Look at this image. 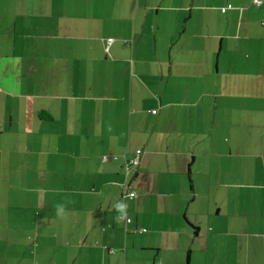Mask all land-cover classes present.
Here are the masks:
<instances>
[{
	"label": "crops",
	"instance_id": "crops-1",
	"mask_svg": "<svg viewBox=\"0 0 264 264\" xmlns=\"http://www.w3.org/2000/svg\"><path fill=\"white\" fill-rule=\"evenodd\" d=\"M262 21L264 0H0V264H264Z\"/></svg>",
	"mask_w": 264,
	"mask_h": 264
},
{
	"label": "built area",
	"instance_id": "built-area-1",
	"mask_svg": "<svg viewBox=\"0 0 264 264\" xmlns=\"http://www.w3.org/2000/svg\"><path fill=\"white\" fill-rule=\"evenodd\" d=\"M260 2H261V0H253V3H255V4H259ZM261 24L264 25V21H262ZM111 40L112 39H107V42H109ZM140 153H141L140 150H136L134 157H132L130 160L125 161L124 166H125L126 172L129 170V168L138 164ZM105 159H107V156L102 155L101 160L104 161ZM113 159H117V156L114 155ZM119 186L121 189L120 191L124 197H128V198L136 197L135 191L133 189H131V186L128 183L122 182L119 184ZM123 219L125 222H128L129 220H131L128 217H124Z\"/></svg>",
	"mask_w": 264,
	"mask_h": 264
},
{
	"label": "clouds",
	"instance_id": "clouds-1",
	"mask_svg": "<svg viewBox=\"0 0 264 264\" xmlns=\"http://www.w3.org/2000/svg\"><path fill=\"white\" fill-rule=\"evenodd\" d=\"M113 208H115L118 213V218H124L127 215V204L117 201L114 205H112ZM56 215L62 217L65 213L64 205L63 204H57L55 206Z\"/></svg>",
	"mask_w": 264,
	"mask_h": 264
},
{
	"label": "rangeland",
	"instance_id": "rangeland-1",
	"mask_svg": "<svg viewBox=\"0 0 264 264\" xmlns=\"http://www.w3.org/2000/svg\"><path fill=\"white\" fill-rule=\"evenodd\" d=\"M219 12H216V10H214V11H212L211 13H209V15L211 16V17H213V18H218V16H220L219 14H218ZM187 33H188V30H187ZM215 41V40H214ZM200 42V41H199ZM197 43V44H195V41L192 43V47H195L196 45H198V46H200L201 44L200 43ZM215 43L218 45V43H219V41H215V42H213V47L215 46ZM16 92V91H15ZM114 156V155H113ZM113 156H112V158H113ZM105 161V160H104ZM78 198V197H77ZM126 203H129V201H127ZM77 213H79V211H77Z\"/></svg>",
	"mask_w": 264,
	"mask_h": 264
},
{
	"label": "trees",
	"instance_id": "trees-1",
	"mask_svg": "<svg viewBox=\"0 0 264 264\" xmlns=\"http://www.w3.org/2000/svg\"><path fill=\"white\" fill-rule=\"evenodd\" d=\"M125 44H127L129 41L127 40H122ZM185 264H188V254H186V261H185Z\"/></svg>",
	"mask_w": 264,
	"mask_h": 264
}]
</instances>
